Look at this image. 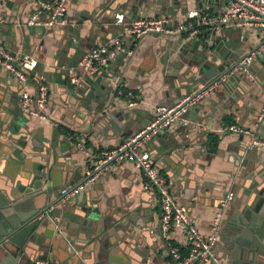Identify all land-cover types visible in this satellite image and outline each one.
<instances>
[{
	"label": "crops",
	"instance_id": "0c3cea01",
	"mask_svg": "<svg viewBox=\"0 0 264 264\" xmlns=\"http://www.w3.org/2000/svg\"><path fill=\"white\" fill-rule=\"evenodd\" d=\"M30 1L32 4L29 2L14 21L11 5L2 7L4 17L0 22V35L12 55H27L37 61L36 72L45 70L52 73L49 76V111L44 121L22 112L17 80L0 68V190H10L15 194L19 191L34 194L42 190L48 193V205V202L59 198L62 187L75 185L84 179L87 157L83 151L90 152L92 158L97 159L104 150L115 147L123 138L143 128L152 118L157 104H174L182 95L199 88L198 74L192 78V71L197 72L192 52L180 55L177 69L171 64L175 54L164 56L168 46L165 41H175V33L146 35L137 42L126 37L124 45L133 51V55L120 56L101 72L111 85L115 84L111 80L114 74L122 73L116 95L108 92L101 98L99 107L111 103L108 109L111 116L107 128L103 129L100 120L93 119L95 103L91 104V112L83 102L70 100L61 91L57 74L60 69H65L69 57L77 50L75 39L70 35L80 33L82 43L76 46L87 51L120 30L121 25L114 24L116 12L124 14L125 24L141 17L167 15L173 19L175 27L184 20L188 10L220 14L226 0H202V8H198L196 0H72L66 13L67 25L51 29L23 25L26 17L45 0ZM12 2L17 3L18 0ZM134 2L141 5L134 9ZM222 31L216 30L219 38L212 43L213 48L224 41L220 49H225L230 39L237 38L245 53L258 48L264 34V30L242 29L232 24L223 27ZM241 33L243 40L239 37ZM92 38H95L94 45L87 44ZM161 45L165 48L162 49ZM59 61L61 67L57 66ZM217 65H223L225 69L228 66L219 61ZM252 67L259 71L264 68V50L255 54ZM24 87L34 96V83L28 82ZM130 99L139 102L129 108L127 102ZM255 105L254 100L248 101L246 96L234 97L221 86L203 103L188 111L189 125L175 123L144 145V149L157 161L177 199L187 207L189 217L200 233H207L209 222L224 195L229 191L234 193V200L224 213L221 235L215 247L218 257L224 246V233L230 229L234 213L244 212L247 200L259 203L257 209L264 201V150L249 147L253 139L264 140V135L259 134L255 126ZM31 106L36 107L34 102ZM229 124L243 126L250 133L220 134V130ZM212 137L217 139L215 151L212 150ZM6 139L18 141L27 155L36 148L37 152L31 156L35 165L45 163L41 158L44 148L52 144L57 148L55 154H50L41 183L34 185L35 180L31 181V177L21 169L22 165L8 159ZM141 180V171L132 162L111 160L102 165L97 180L84 191L86 202L95 198L100 215L114 221L105 227H112L116 232L111 230L105 241H95L83 247L64 235L54 233L52 238L42 235L31 250V257H22L20 263L48 258L52 264H93L97 258H111V264H166L168 255L163 248L167 247L161 237L157 198L142 190ZM80 202L81 196L76 203L65 206L68 209L64 216H59L65 226L61 231H70L75 225L73 212L80 208ZM128 216L132 218H126ZM125 221V226L130 227L127 232L122 228ZM178 245L183 246L181 241Z\"/></svg>",
	"mask_w": 264,
	"mask_h": 264
},
{
	"label": "built area",
	"instance_id": "2783aa9c",
	"mask_svg": "<svg viewBox=\"0 0 264 264\" xmlns=\"http://www.w3.org/2000/svg\"><path fill=\"white\" fill-rule=\"evenodd\" d=\"M71 1L45 0L40 2L39 6L23 21V25L45 29L64 27L67 25L66 13ZM3 17V8L0 5V22L3 21ZM114 24L121 25L117 33L104 43L95 45L85 52L77 61L76 66L70 67L72 74L69 77V84L72 87L77 86L86 77L101 74L120 56L133 55V51L124 45L123 39L126 37L137 42L146 35L164 36L180 33L187 40L199 39L211 46L210 36L216 30H221L230 24L242 29L264 30V0H226L225 7L220 14L203 13L195 9L188 10L184 15V20L177 23L175 27L172 25L173 19L167 15L154 18L141 17L125 24L124 14L116 13ZM239 37L240 40H243V33ZM258 46L255 50L249 51L231 70L210 81L201 83L197 90L180 97L176 103L157 104L154 107L152 118L143 128L123 138L115 147L104 150L97 159L92 158L90 152L82 150L87 157L86 177L80 183L62 187L59 191L58 204L65 206L79 193L91 187L98 178L101 166L107 162L111 160L132 162L141 171L142 190L156 195L161 237L167 247L163 248L168 255L166 264H219L215 247L219 240L224 213L233 202L234 193L229 191L224 195L209 222L207 233H200L190 219L187 207L177 199L170 184L160 172L157 161L144 149V145L159 132L175 123L182 126L189 125L191 121L186 116L188 111L203 103L210 94L223 86L234 74L247 73L251 77L249 67L254 61L255 54L264 50V34ZM36 67L35 59L27 55L18 57L12 55L0 35V68L10 73L18 82L22 112L44 121L47 120L49 111L50 85L41 72H36ZM28 82L36 85L34 96L28 93L24 87ZM32 102L35 103V108L31 106ZM138 102L137 99H130L127 106L131 108ZM224 132L250 133L247 128L235 124H229L220 130V134ZM249 147L264 150V140L253 139L250 141ZM79 148L83 149L82 146ZM55 207L54 204L50 205L46 213L53 211ZM40 217H43V214ZM51 222L55 230L61 232L60 219L54 218L51 219ZM180 241L183 244L182 248L178 245ZM29 264H52V261L48 258H36Z\"/></svg>",
	"mask_w": 264,
	"mask_h": 264
},
{
	"label": "water",
	"instance_id": "95a60500",
	"mask_svg": "<svg viewBox=\"0 0 264 264\" xmlns=\"http://www.w3.org/2000/svg\"><path fill=\"white\" fill-rule=\"evenodd\" d=\"M12 1L1 0L0 5L3 8L11 5L13 21L16 19L17 14L28 6L29 2L32 4L30 0H18L17 3H13ZM196 1L198 8H202L203 1ZM140 5V2H134L133 7L135 9ZM222 32L221 29L220 33ZM176 35L175 41H165L168 46L164 56L167 57L169 53L175 54V59L171 64L172 67L177 69L180 55L185 52H192L195 63L194 67L197 70V72L192 71V78L198 76L197 78L199 79L196 81H199V86L201 83L210 81L212 78L228 72L248 54L239 46L237 38L235 40L230 39L229 43L225 45L226 48L221 50L220 47L224 41L219 42L213 48L199 39L187 40L183 34L177 33ZM70 36H73L72 39H75L76 45L82 43L80 33L71 34ZM217 37L216 32L210 36L212 43L217 41ZM94 39L88 40L87 44L95 43ZM76 45L75 49L77 50L69 57V63H67L65 69H60V72L57 74L61 91L66 93L71 98L70 100L83 102L91 112L93 111L91 104L95 103L93 119H99L102 128L106 129L108 119L111 116V113L108 112L111 103H104L103 106L99 107L101 98L108 92L112 96L116 95L122 81V73L121 75L114 74L111 79L115 83L114 85H111L109 80L105 79L104 74H99L93 77H86L77 86L72 87L69 84V77L72 74L70 67L76 66L81 56L92 48L85 51V49ZM161 48L165 47L161 45ZM217 61L221 62V64H227V68L225 69L223 65H217ZM64 63L66 64V61ZM57 66L61 67L62 63L59 61ZM249 71L252 75L251 77L247 73L234 74L222 87L228 94H233L234 97L246 96L248 101H255V126L259 134L264 135V68L259 71L251 65ZM41 73L49 83V76H52V73H48L45 70H42ZM77 74L79 75L78 71ZM177 74L175 72V76ZM161 132L154 138L159 137ZM6 142L8 143L6 150L8 159L22 165L21 169L27 173L29 178L31 177V181L35 180L34 185L38 182L41 183L44 179L42 173L50 154H55L57 148H54L53 144L48 145V148H44V155L41 158L45 163L35 165L31 161V156L34 152H37L36 148H33V152L27 155L24 146L18 141L6 139ZM51 168L52 165L50 164L49 170ZM83 175L85 178L86 168L83 169ZM35 192L37 193L32 194L19 191L18 194H15L10 190H0V264H22L20 263V259L24 256L26 258L31 257L33 254L31 250L39 243L37 239L42 238V235L49 238H52L54 233L58 236L64 235L72 243L83 247L95 241H105L111 230H114L112 227H105L106 224H111L114 221H109L100 215L95 198H90L87 203L86 194L83 191L69 202L74 204L77 200H80L81 196L82 202H80V208L75 209L73 212L75 225L71 226L70 231L63 230L58 232L55 230L51 219L64 216L66 209H68H65L67 204L65 206L58 204L59 196L57 200L51 203L48 202V205H46L49 199L48 193L42 190ZM52 204L56 205L55 209L46 213L48 207ZM258 204L254 203L253 199L247 200L244 203L246 210L244 212L243 210L240 211V214L234 213L233 220L229 223L230 229L227 233H224L226 238L223 239L224 246L220 257H218L219 264H264V210H261L264 206V201L260 204V208L257 209ZM42 214L43 217H40ZM126 218L131 219L132 217L128 216ZM126 221L123 224L124 226L127 224ZM59 225L60 227H65L61 221ZM122 228L124 232L130 230V227L127 226ZM114 232L116 231L114 230ZM29 262L25 264H29ZM93 264H111V258H97Z\"/></svg>",
	"mask_w": 264,
	"mask_h": 264
},
{
	"label": "trees",
	"instance_id": "16d2710c",
	"mask_svg": "<svg viewBox=\"0 0 264 264\" xmlns=\"http://www.w3.org/2000/svg\"><path fill=\"white\" fill-rule=\"evenodd\" d=\"M124 92H125L124 90H123V91L121 90L122 95H125ZM211 140H212V141H211L212 144L214 145V147L212 148V150L215 151V150H216L217 139H216V137H212Z\"/></svg>",
	"mask_w": 264,
	"mask_h": 264
}]
</instances>
